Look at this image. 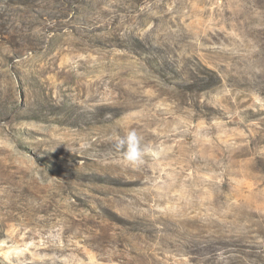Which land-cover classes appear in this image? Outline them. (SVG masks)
Here are the masks:
<instances>
[{
    "label": "rangeland",
    "instance_id": "obj_1",
    "mask_svg": "<svg viewBox=\"0 0 264 264\" xmlns=\"http://www.w3.org/2000/svg\"><path fill=\"white\" fill-rule=\"evenodd\" d=\"M0 264H264V0H0Z\"/></svg>",
    "mask_w": 264,
    "mask_h": 264
},
{
    "label": "clouds",
    "instance_id": "obj_2",
    "mask_svg": "<svg viewBox=\"0 0 264 264\" xmlns=\"http://www.w3.org/2000/svg\"><path fill=\"white\" fill-rule=\"evenodd\" d=\"M114 147L122 153L123 163L134 169L144 164V157L149 152L143 144V136L134 128L127 130L123 136H117Z\"/></svg>",
    "mask_w": 264,
    "mask_h": 264
}]
</instances>
